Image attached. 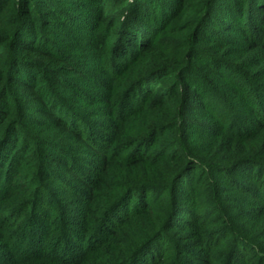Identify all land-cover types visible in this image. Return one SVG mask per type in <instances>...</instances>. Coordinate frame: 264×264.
Masks as SVG:
<instances>
[{
	"label": "trees",
	"instance_id": "obj_1",
	"mask_svg": "<svg viewBox=\"0 0 264 264\" xmlns=\"http://www.w3.org/2000/svg\"><path fill=\"white\" fill-rule=\"evenodd\" d=\"M119 1L0 0V264H264V0Z\"/></svg>",
	"mask_w": 264,
	"mask_h": 264
},
{
	"label": "rangeland",
	"instance_id": "obj_2",
	"mask_svg": "<svg viewBox=\"0 0 264 264\" xmlns=\"http://www.w3.org/2000/svg\"><path fill=\"white\" fill-rule=\"evenodd\" d=\"M65 1L69 4V6L76 7L75 2H78V1H80V0H65ZM67 3H66V4H67ZM126 3H128L129 5H131V4L135 3V0H121V1H119V4H120L121 6H124ZM75 14L80 15L81 13H80V12H75ZM126 15L128 16V15H129V12H127ZM126 15L124 16V18L126 17ZM52 241H53V240H50L49 243H51ZM45 243H46V242H45Z\"/></svg>",
	"mask_w": 264,
	"mask_h": 264
}]
</instances>
